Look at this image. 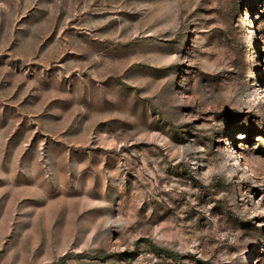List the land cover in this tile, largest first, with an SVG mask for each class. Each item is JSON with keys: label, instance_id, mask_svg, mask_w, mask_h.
Wrapping results in <instances>:
<instances>
[{"label": "rangeland", "instance_id": "obj_1", "mask_svg": "<svg viewBox=\"0 0 264 264\" xmlns=\"http://www.w3.org/2000/svg\"><path fill=\"white\" fill-rule=\"evenodd\" d=\"M0 264H264V0H0Z\"/></svg>", "mask_w": 264, "mask_h": 264}, {"label": "trees", "instance_id": "obj_2", "mask_svg": "<svg viewBox=\"0 0 264 264\" xmlns=\"http://www.w3.org/2000/svg\"><path fill=\"white\" fill-rule=\"evenodd\" d=\"M203 35L205 37H208V35H211V39H214L217 45L219 47L224 49H229L231 46L232 38L230 34L227 32V30L224 28V26H219L218 28H215V30H206L202 31ZM207 38V42H208ZM170 253V252H169Z\"/></svg>", "mask_w": 264, "mask_h": 264}, {"label": "bare ground", "instance_id": "obj_3", "mask_svg": "<svg viewBox=\"0 0 264 264\" xmlns=\"http://www.w3.org/2000/svg\"><path fill=\"white\" fill-rule=\"evenodd\" d=\"M239 137H241V135H239ZM242 138V137H241Z\"/></svg>", "mask_w": 264, "mask_h": 264}]
</instances>
